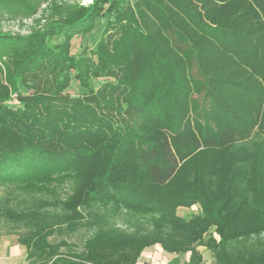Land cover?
<instances>
[{
    "label": "trees",
    "instance_id": "16d2710c",
    "mask_svg": "<svg viewBox=\"0 0 264 264\" xmlns=\"http://www.w3.org/2000/svg\"><path fill=\"white\" fill-rule=\"evenodd\" d=\"M0 191L32 264H264V0H0Z\"/></svg>",
    "mask_w": 264,
    "mask_h": 264
},
{
    "label": "rangeland",
    "instance_id": "374dc122",
    "mask_svg": "<svg viewBox=\"0 0 264 264\" xmlns=\"http://www.w3.org/2000/svg\"><path fill=\"white\" fill-rule=\"evenodd\" d=\"M81 4L89 5L93 0H77ZM106 23V18L99 19L96 25V29L88 34H80L73 38L71 51L76 56H81L84 52L88 55H92L96 49V44L101 37L104 26ZM5 27L8 29L17 30L16 24L6 23ZM75 74V72H74ZM106 79H94L91 81V85L97 87L102 84ZM24 93H32V90L23 88ZM72 96H80L86 90L80 87L79 82L73 78L71 85L68 89ZM10 104L14 108H18L20 103L17 99L10 101ZM1 194V191H0ZM202 211L200 205L194 204L191 207H179L178 214L183 217H190L194 213H200ZM0 230H5L4 227L0 226ZM86 234V230L82 229L72 236H67L70 242H74L81 246L83 241V236ZM18 235H5L0 234V264H32L26 260V248L18 242ZM59 239L58 237L52 238V240ZM208 262V261H207ZM205 264H208V263Z\"/></svg>",
    "mask_w": 264,
    "mask_h": 264
},
{
    "label": "crops",
    "instance_id": "0c3cea01",
    "mask_svg": "<svg viewBox=\"0 0 264 264\" xmlns=\"http://www.w3.org/2000/svg\"><path fill=\"white\" fill-rule=\"evenodd\" d=\"M203 254V263L214 264V259L205 247H199ZM191 252L184 254L170 253L163 250L160 244L148 247L144 250L139 264L151 262L153 264H190Z\"/></svg>",
    "mask_w": 264,
    "mask_h": 264
}]
</instances>
